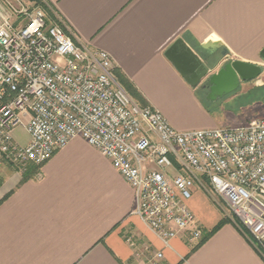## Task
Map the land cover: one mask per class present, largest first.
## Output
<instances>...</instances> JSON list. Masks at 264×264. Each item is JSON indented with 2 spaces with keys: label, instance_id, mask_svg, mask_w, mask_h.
Segmentation results:
<instances>
[{
  "label": "crops",
  "instance_id": "1",
  "mask_svg": "<svg viewBox=\"0 0 264 264\" xmlns=\"http://www.w3.org/2000/svg\"><path fill=\"white\" fill-rule=\"evenodd\" d=\"M46 1L77 42L107 51L148 105L179 131L230 126L222 125L218 103L209 105L206 91L191 86L165 56L177 38L193 47L195 41L221 43L213 57L222 64L264 61V0ZM244 82L221 102L236 101L251 89L264 102V83ZM1 156L0 264H131L128 237L163 250V264H264L251 234L232 214L194 250L197 243H189L185 234L164 247L134 214L135 189L82 137L42 165L23 167ZM196 185L188 205L203 231H210L225 215L204 191L211 193Z\"/></svg>",
  "mask_w": 264,
  "mask_h": 264
},
{
  "label": "built area",
  "instance_id": "2",
  "mask_svg": "<svg viewBox=\"0 0 264 264\" xmlns=\"http://www.w3.org/2000/svg\"><path fill=\"white\" fill-rule=\"evenodd\" d=\"M22 123L25 144L14 136ZM75 137L132 185L134 214L164 247L182 234L192 244L202 238L188 205L198 184L228 206L264 257V117L179 131L159 110L135 102L111 55L77 42L60 16L47 23L35 3L0 0V154L23 167L42 165ZM127 241L131 264H163V250Z\"/></svg>",
  "mask_w": 264,
  "mask_h": 264
},
{
  "label": "water",
  "instance_id": "3",
  "mask_svg": "<svg viewBox=\"0 0 264 264\" xmlns=\"http://www.w3.org/2000/svg\"><path fill=\"white\" fill-rule=\"evenodd\" d=\"M197 44L199 47H193L179 37L165 51V56L191 86L206 88V96L210 100L235 92L241 81L255 80L262 73L260 63L228 59L222 64L215 59L214 52L222 48L219 42L208 40L203 43L197 41ZM227 54V49H222V55L225 57ZM261 57L264 59V49Z\"/></svg>",
  "mask_w": 264,
  "mask_h": 264
},
{
  "label": "rangeland",
  "instance_id": "4",
  "mask_svg": "<svg viewBox=\"0 0 264 264\" xmlns=\"http://www.w3.org/2000/svg\"><path fill=\"white\" fill-rule=\"evenodd\" d=\"M27 1H30V0H27ZM32 3H34V2H32ZM244 84H245V82L241 81V84H240L239 88L237 89V91L242 89ZM240 95H241L240 98H238L236 101L227 102V103L221 102L222 100H220V99L222 97H220L219 100L218 99L217 100H208V98H207L206 102L209 105H213L214 103H218L217 105L220 107V117H221V121H222L223 126L228 125L230 127H235V126H233L234 124L245 125L253 119L264 117V102H262L263 103V105H262L261 101L258 100L256 90L251 89L249 92H245V93L240 94ZM14 136L22 144L28 140L29 135L25 129V124L22 123L15 128ZM4 162H5V160L0 155V163L4 164ZM196 186H198V184ZM193 190H194V188H193ZM204 193L207 196V198L209 199L210 203L218 210V212L221 215L227 216L228 214H231L228 206L226 204L222 203V201L220 202V200L216 197V195L207 194L205 191H204ZM237 221H238V219H237Z\"/></svg>",
  "mask_w": 264,
  "mask_h": 264
},
{
  "label": "trees",
  "instance_id": "5",
  "mask_svg": "<svg viewBox=\"0 0 264 264\" xmlns=\"http://www.w3.org/2000/svg\"><path fill=\"white\" fill-rule=\"evenodd\" d=\"M30 1L41 6L46 11L47 23H50L51 21L58 19L59 15L49 1H46V0H30ZM185 37L189 38L188 35L186 34H185ZM194 45L196 47H199V45L197 44V41H195ZM114 73H115V76L119 84L125 89V91L133 99L138 101L143 106L148 105L143 95L138 91V89L132 84V82L116 66H114ZM228 221H229V217L224 216L214 228H212L210 231H204L202 238L193 247V250L199 247L204 241H206L212 234H214L217 230H219Z\"/></svg>",
  "mask_w": 264,
  "mask_h": 264
},
{
  "label": "flooded vegetation",
  "instance_id": "6",
  "mask_svg": "<svg viewBox=\"0 0 264 264\" xmlns=\"http://www.w3.org/2000/svg\"><path fill=\"white\" fill-rule=\"evenodd\" d=\"M200 89H202L203 91H207V89L203 88L202 85L200 86Z\"/></svg>",
  "mask_w": 264,
  "mask_h": 264
}]
</instances>
